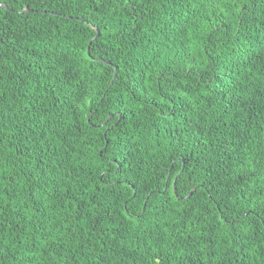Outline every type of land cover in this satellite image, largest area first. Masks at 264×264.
I'll use <instances>...</instances> for the list:
<instances>
[{
  "label": "trees",
  "instance_id": "1",
  "mask_svg": "<svg viewBox=\"0 0 264 264\" xmlns=\"http://www.w3.org/2000/svg\"><path fill=\"white\" fill-rule=\"evenodd\" d=\"M0 264H264V0H0Z\"/></svg>",
  "mask_w": 264,
  "mask_h": 264
}]
</instances>
